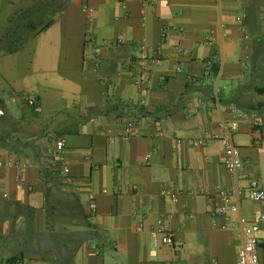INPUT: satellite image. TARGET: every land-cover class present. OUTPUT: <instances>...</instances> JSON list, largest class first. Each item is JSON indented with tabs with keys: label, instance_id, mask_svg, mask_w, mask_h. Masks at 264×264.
Wrapping results in <instances>:
<instances>
[{
	"label": "crops",
	"instance_id": "0c3cea01",
	"mask_svg": "<svg viewBox=\"0 0 264 264\" xmlns=\"http://www.w3.org/2000/svg\"><path fill=\"white\" fill-rule=\"evenodd\" d=\"M10 29L28 37L6 52ZM262 87L264 0H0V264H237L214 211L219 189H264Z\"/></svg>",
	"mask_w": 264,
	"mask_h": 264
},
{
	"label": "built area",
	"instance_id": "2783aa9c",
	"mask_svg": "<svg viewBox=\"0 0 264 264\" xmlns=\"http://www.w3.org/2000/svg\"><path fill=\"white\" fill-rule=\"evenodd\" d=\"M92 11V9H88ZM155 60H160L161 50L160 48H153ZM148 47L144 44L140 46V57L142 59L147 58ZM141 76H138L136 83H139ZM28 103H34V98L30 97L27 99ZM238 130V122L232 121L227 126V136L224 137L226 140L228 154L224 159V166L230 174H235L242 165V158L238 146L230 141V136ZM188 143L193 146H199L204 143L203 139L189 138ZM65 141L63 138L57 142L59 149L63 148ZM150 154L146 155V159L150 158ZM27 166H31L30 163L20 164V170H24ZM66 169V168H64ZM218 194L223 199V204L219 206L214 213L216 215L225 216L227 223L224 228L240 230L241 244L237 250V264H260V241L257 235L258 224L264 222V214H261L258 219L251 220L246 218L240 213V208L237 203V198H245L254 202L264 201V189L250 187L248 189L233 188V189H219ZM151 242L153 246L159 245H172L174 239L172 234L158 222L150 231Z\"/></svg>",
	"mask_w": 264,
	"mask_h": 264
},
{
	"label": "trees",
	"instance_id": "16d2710c",
	"mask_svg": "<svg viewBox=\"0 0 264 264\" xmlns=\"http://www.w3.org/2000/svg\"><path fill=\"white\" fill-rule=\"evenodd\" d=\"M51 21V20H50ZM49 21L44 24V26H42L41 28H31L29 24L26 23L25 25V32L27 31H31V35H36L37 33H39L44 27H46L48 25ZM20 29H19V32H17L15 29H10L8 34H6V36L8 37V41L6 42V44L4 45V49L6 52H12V51H16L18 49H20L23 44L25 43V41L27 40V35H25L24 39H21L22 37L20 35ZM211 70L213 71L214 74L217 73V66H212ZM210 70V71H211ZM257 92H262L264 93V87H262L261 89H256ZM147 114V113H146ZM56 242H59L58 239H55V238H52V237H48L47 241H46V244L48 246H51V245H54L56 246L57 243ZM60 247V246H59ZM58 247V248H59ZM61 249H57V250H54L50 247V249H47V247H45V249H42L40 251V257L44 258H48V257H52V256H56L58 258L62 257L64 258V253L63 252H59Z\"/></svg>",
	"mask_w": 264,
	"mask_h": 264
}]
</instances>
